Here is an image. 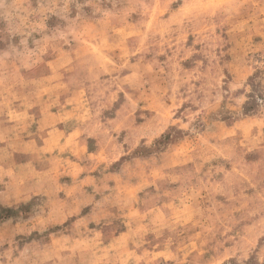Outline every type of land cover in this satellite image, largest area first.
<instances>
[{
	"label": "rangeland",
	"instance_id": "1",
	"mask_svg": "<svg viewBox=\"0 0 264 264\" xmlns=\"http://www.w3.org/2000/svg\"><path fill=\"white\" fill-rule=\"evenodd\" d=\"M0 264H264V0H0Z\"/></svg>",
	"mask_w": 264,
	"mask_h": 264
}]
</instances>
